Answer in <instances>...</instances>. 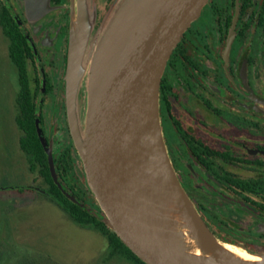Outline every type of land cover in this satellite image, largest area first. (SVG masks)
Returning <instances> with one entry per match:
<instances>
[{
  "label": "flooded vegetation",
  "instance_id": "1",
  "mask_svg": "<svg viewBox=\"0 0 264 264\" xmlns=\"http://www.w3.org/2000/svg\"><path fill=\"white\" fill-rule=\"evenodd\" d=\"M50 2H57L58 10L40 19L27 9L25 0H0V13H9L16 34L26 43L28 90L35 118L41 103V129L48 142L53 140L61 185L79 203L102 214L92 193L77 178L79 157L67 122L64 71L71 0ZM97 2L101 11L114 0ZM0 29L10 46L1 24ZM15 67L20 145L24 132L17 118L22 86ZM160 115L176 174L212 234L218 240L223 235V243L229 246L264 249V0L209 1L168 60L160 86ZM22 152L29 173H36L43 184L8 189L42 195L81 229L96 235L100 240L97 250L85 264H146L103 222L72 202L54 180L61 195L52 192L40 169L34 170ZM65 199L94 219L85 225L78 223L64 210ZM46 258L36 264H58L51 256Z\"/></svg>",
  "mask_w": 264,
  "mask_h": 264
},
{
  "label": "water",
  "instance_id": "2",
  "mask_svg": "<svg viewBox=\"0 0 264 264\" xmlns=\"http://www.w3.org/2000/svg\"><path fill=\"white\" fill-rule=\"evenodd\" d=\"M209 1L114 0L98 22L94 0H71L67 122L84 184L102 214L61 185L38 103L37 133L57 187L146 264H264V249L239 244L263 259L239 258L212 234L183 188L164 138L161 80L174 49ZM25 3L35 19L58 10L50 0Z\"/></svg>",
  "mask_w": 264,
  "mask_h": 264
},
{
  "label": "rangeland",
  "instance_id": "3",
  "mask_svg": "<svg viewBox=\"0 0 264 264\" xmlns=\"http://www.w3.org/2000/svg\"><path fill=\"white\" fill-rule=\"evenodd\" d=\"M94 2L99 22L107 10L100 11L97 0ZM8 47L0 29V264L43 263L49 256L58 264H85L97 250L100 240L96 235L81 229L42 195L8 189L43 184L36 173H29L26 155L19 145L21 132L15 123L18 73ZM76 160L77 178L83 184L81 162ZM222 239L219 241L224 242Z\"/></svg>",
  "mask_w": 264,
  "mask_h": 264
},
{
  "label": "trees",
  "instance_id": "4",
  "mask_svg": "<svg viewBox=\"0 0 264 264\" xmlns=\"http://www.w3.org/2000/svg\"><path fill=\"white\" fill-rule=\"evenodd\" d=\"M10 21L11 17L9 16V13L6 10L2 11L0 13V24L3 28L4 34L10 40V58L19 69L20 83L22 86L18 97L20 112L17 118V123L24 132V136L20 140V146L27 154L32 168L34 170L39 168L41 175L52 186V192H56L57 196H60V191L54 185L53 179L51 177L47 156L37 134L35 118L36 108L33 99L31 98L30 91L28 90L29 80L27 74V57L24 53L26 43L21 37L20 33L17 32L18 34H16V30L11 25ZM63 207L65 211L71 214L74 219L82 225L87 224L90 219H94L90 217L83 209H80L66 199L65 205ZM99 225L103 228H106L103 223H99ZM114 236L116 237V235ZM117 240L119 241L118 238Z\"/></svg>",
  "mask_w": 264,
  "mask_h": 264
},
{
  "label": "bare ground",
  "instance_id": "5",
  "mask_svg": "<svg viewBox=\"0 0 264 264\" xmlns=\"http://www.w3.org/2000/svg\"><path fill=\"white\" fill-rule=\"evenodd\" d=\"M226 249H228L230 252L234 253L236 256H238L239 258H243V259H247V260H253V261H259L262 260L263 257L254 253V252H250L247 251L243 248H238V247H233V246H229L224 244ZM197 255H200V253H196Z\"/></svg>",
  "mask_w": 264,
  "mask_h": 264
}]
</instances>
